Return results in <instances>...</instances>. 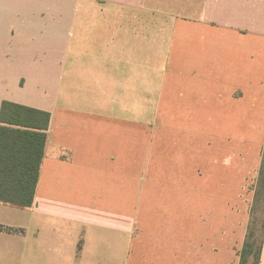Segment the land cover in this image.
<instances>
[{
    "label": "crops",
    "instance_id": "1",
    "mask_svg": "<svg viewBox=\"0 0 264 264\" xmlns=\"http://www.w3.org/2000/svg\"><path fill=\"white\" fill-rule=\"evenodd\" d=\"M4 100L50 119L33 204L0 202V264L236 262L264 0H0Z\"/></svg>",
    "mask_w": 264,
    "mask_h": 264
},
{
    "label": "trees",
    "instance_id": "2",
    "mask_svg": "<svg viewBox=\"0 0 264 264\" xmlns=\"http://www.w3.org/2000/svg\"><path fill=\"white\" fill-rule=\"evenodd\" d=\"M50 113L22 104L2 101L0 106V202L18 207H30L34 201L40 163L46 144V129ZM263 152V151H262ZM263 155V153H262ZM264 161H261L257 187L264 183ZM255 189L249 207V220L237 264H259L264 238V223L260 241L254 240L252 225L255 204L260 202ZM3 227L0 226V230ZM9 231L10 228H4Z\"/></svg>",
    "mask_w": 264,
    "mask_h": 264
},
{
    "label": "rangeland",
    "instance_id": "3",
    "mask_svg": "<svg viewBox=\"0 0 264 264\" xmlns=\"http://www.w3.org/2000/svg\"><path fill=\"white\" fill-rule=\"evenodd\" d=\"M260 154H261V157H260ZM259 159L260 161H264V147L263 149L260 148L258 150V160ZM257 177H258V171L256 169L254 171H251L248 177L246 178V181L242 183V191L244 194L242 201L246 202V205H248V208H247L248 220H249V207H250L251 202H253L255 189L257 187V182H256ZM263 177H264V173H263ZM257 190H259V193H260V202L259 204H255L254 210L252 211L253 218H254L253 220L255 221V224L252 225V229L253 231H255L254 240L260 241L261 234H262V224L264 223V183L262 184L261 187L258 185ZM247 224H246V227H244V231H243L244 238L247 232ZM234 249H236L235 246H234ZM239 251L240 249L238 248V250H236L237 256H238ZM237 263H238V257H237L236 262L234 261L231 264H237Z\"/></svg>",
    "mask_w": 264,
    "mask_h": 264
}]
</instances>
